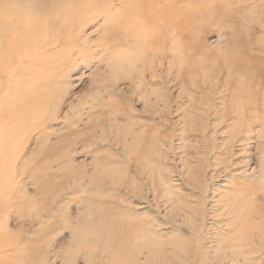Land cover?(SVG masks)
Wrapping results in <instances>:
<instances>
[{"label": "rangeland", "instance_id": "obj_1", "mask_svg": "<svg viewBox=\"0 0 264 264\" xmlns=\"http://www.w3.org/2000/svg\"><path fill=\"white\" fill-rule=\"evenodd\" d=\"M134 1L0 0V264H231L264 205V0Z\"/></svg>", "mask_w": 264, "mask_h": 264}, {"label": "bare ground", "instance_id": "obj_2", "mask_svg": "<svg viewBox=\"0 0 264 264\" xmlns=\"http://www.w3.org/2000/svg\"><path fill=\"white\" fill-rule=\"evenodd\" d=\"M122 1H128L129 2V0H122ZM136 1V3L137 2H141V1H139V0H135ZM134 1V2H135ZM161 2L162 0H158V1H156V2ZM169 1V0H168ZM167 1V2H168ZM93 2V1H92ZM144 2V1H143ZM159 2V3H160ZM133 3V0H131V2H129V4L128 5H131ZM190 3V2H189ZM153 4V3H152ZM158 4V3H157ZM169 4V3H168ZM99 6V4L98 5H95V9H98V8H100V7H98ZM149 6H150V4H149ZM157 6V5H156ZM160 6H161V3H160ZM163 6V5H162ZM169 6V5H168ZM168 6H167V8H168ZM171 6V5H170ZM187 6H188V4H187ZM154 7V6H153ZM175 7V6H174ZM180 7V6H179ZM182 7V6H181ZM185 7H186V5H185ZM187 8V7H186ZM190 8V7H189ZM188 8V9H189ZM151 9V8H150ZM158 9H160V8H158ZM165 9V8H164ZM147 10V9H146ZM187 10V9H186ZM160 11H162V9L160 10ZM181 11H182V9H181ZM188 11V10H187ZM129 12V11H128ZM147 12H149V10L147 11ZM146 12V13H147ZM151 12V11H150ZM154 12V11H153ZM156 12V11H155ZM154 12V13H155ZM158 12V11H157ZM170 12V11H169ZM168 12V13H169ZM172 12V11H171ZM153 13V14H154ZM159 13V12H158ZM172 13H174V12H172ZM177 13H179V12H177ZM176 13V14H177ZM115 14V13H114ZM149 14V13H148ZM183 14H184V12H183ZM170 15V14H169ZM182 14H180V15H178V16H181ZM163 16V15H162ZM175 16H177V15H175ZM177 16V17H178ZM191 16V15H190ZM156 17V16H155ZM170 17V16H169ZM157 18H159V17H157ZM191 18V17H190ZM169 19V18H168ZM0 35H1V37L3 36H5L6 35V33L8 32L6 29L9 27V23L11 22V21H2V19L0 18ZM162 20V19H161ZM163 20H165V19H163ZM156 21H158V20H156ZM163 22H165V21H163ZM173 22V21H172ZM177 23V22H176ZM170 24H171V22H170ZM173 24V23H172ZM159 25V24H158ZM157 25V26H158ZM174 25H175V23H174ZM177 25H178V23H177ZM149 26V25H148ZM160 26V25H159ZM166 26V25H165ZM169 26V25H168ZM181 26V25H180ZM5 27H6V29H5ZM123 27V26H122ZM146 27V26H145ZM170 27V26H169ZM178 27V26H177ZM176 27V28H177ZM119 28L121 29V25L119 26ZM129 28V27H128ZM180 28V27H179ZM185 28V27H184ZM183 28V29H184ZM160 28H158V30H159ZM182 29V28H181ZM128 30H131V29H128ZM186 30V29H185ZM156 31V30H155ZM160 31H162L161 29H160ZM147 32V31H146ZM153 30H152V34H153ZM148 33V32H147ZM150 33V32H149ZM146 34V33H145ZM160 34V33H159ZM162 34V33H161ZM163 35V34H162ZM161 35V36H162ZM160 37V36H159ZM162 37H164L165 38V36H162ZM185 37V36H184ZM149 39V38H148ZM160 39V38H159ZM152 40V39H151ZM145 41V40H144ZM149 41V40H148ZM161 41V40H160ZM154 42H155V40H154ZM163 42V41H162ZM165 42V41H164ZM146 43H148L147 41H146ZM145 43V44H146ZM3 44V43H2ZM5 45L7 44L6 42L4 43ZM3 44V45H4ZM154 44V43H153ZM158 44V43H157ZM160 44V43H159ZM162 44H164V43H162ZM2 45V46H3ZM148 45H149V43H148ZM161 45V44H160ZM171 45V44H170ZM153 47V46H152ZM151 47V48H152ZM157 47V46H156ZM159 48V47H158ZM162 48V47H161ZM165 48V47H164ZM172 49H173V47H172ZM163 50V49H162ZM170 50V49H169ZM161 51V50H160ZM165 51V50H164ZM157 52V51H156ZM159 52V51H158ZM166 52V51H165ZM171 52V51H170ZM170 54V53H169ZM157 55V54H156ZM169 56V55H168ZM7 56L5 55V54H0V61L2 62V65H1V68H3V67H5L6 65H5V61H6V59L8 58H6ZM43 57V56H42ZM170 57V56H169ZM165 58V57H164ZM167 58V57H166ZM250 64V63H249ZM250 68V67H249ZM261 80H263L264 81V75H263V78H260ZM251 84L249 85V83H248V88H247V90H246V92H247V94H252V93H255V92H252L251 90H253V86H252V82H250ZM262 88H264V87H262ZM262 90H264V89H262ZM259 95V94H258ZM257 95V96H258ZM252 96L254 97L255 95H253L252 94ZM258 101V100H257ZM248 102V101H247ZM250 102H251V100H250ZM249 102V103H250ZM238 103V102H237ZM248 104V103H247ZM237 105V104H236ZM240 106V105H239ZM241 107V106H240ZM245 107V106H244ZM247 108V107H246ZM237 109V108H236ZM248 109V108H247ZM239 111V110H238ZM248 111V110H247ZM246 111V112H247ZM245 111L243 110V113H244ZM250 113V112H249ZM248 114V113H247ZM240 115V114H239ZM251 115V114H250ZM253 115V114H252ZM237 118V117H236ZM261 121V120H260ZM243 123H245V124H247V126H248V128H250L251 126H252V121H251V119H250V117H248V116H245L244 114L241 116V117H239V118H237L236 119V122H235V125H240V124H243ZM254 124V123H253ZM241 129V128H240ZM240 129H238L237 131H240ZM234 131V130H233ZM250 132H251V130H250ZM252 191L251 190V188H249V187H247V191ZM235 192V195L237 196V194L239 195V197L238 198H234V201H233V206H232V209L234 210V213L235 214H237V213H240V215L242 214V213H244V209H245V205H246V203H248L249 201H251L250 199H249V197H247V198H245V197H243V194H245V192L243 191V192H241L240 191V189H238L237 191H234ZM234 207V208H233ZM240 215H237L236 217H235V220L233 221V222H230V224L228 225V231H229V233H227L226 234V239H224L223 241L227 244H225L227 247H226V250L228 251V252H230L231 253V257H229V260H231V264H235L234 262H236L235 260H234V254H233V252H234V250H235V252H237L238 254H239V252L242 254V252L244 253V252H246V254H247V258L248 259H251L250 257L251 256H253V255H255V253H260L261 252V254L263 253V251H264V247H262L261 248V250L260 249H258L255 245V243L256 242H259V243H262L263 241H264V205H260V206H256L255 208H253V207H251L249 210H248V212L246 213V214H244L243 216H240ZM228 240H230V241H228ZM137 241V240H136ZM232 241H234V245H233V243H232ZM228 242H230V243H228ZM224 244V243H223ZM264 245V244H263ZM224 246V245H223ZM244 246H247V247H249L246 251H245V249H243V247ZM246 247V248H247ZM225 250V249H224ZM229 253V254H230ZM236 253V254H237ZM228 254V253H227ZM235 254V255H236ZM224 255V254H223ZM243 257V256H242ZM242 257H241V259H242ZM226 257H223V256H221V262H223V260L225 259ZM239 258V257H238ZM226 259H228V258H226ZM217 260V259H216ZM219 260V259H218ZM238 260V259H237ZM92 262V261H91ZM106 262V261H105ZM238 262V261H237ZM236 262V263H237ZM245 262V261H244ZM254 262V261H253ZM98 263V262H97ZM239 263V262H238ZM249 264H252V262H248ZM94 264V263H93ZM100 264V263H99ZM253 264H255V263H253ZM256 264H260V263H256Z\"/></svg>", "mask_w": 264, "mask_h": 264}]
</instances>
